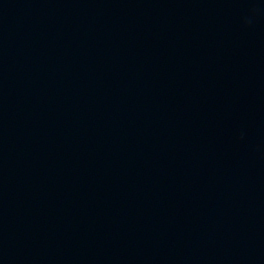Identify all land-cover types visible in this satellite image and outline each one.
Returning <instances> with one entry per match:
<instances>
[{"label":"water","instance_id":"1","mask_svg":"<svg viewBox=\"0 0 264 264\" xmlns=\"http://www.w3.org/2000/svg\"><path fill=\"white\" fill-rule=\"evenodd\" d=\"M0 264H264V0H0Z\"/></svg>","mask_w":264,"mask_h":264}]
</instances>
